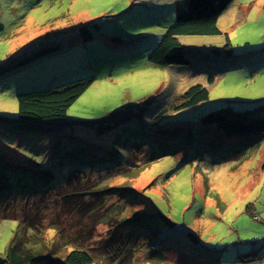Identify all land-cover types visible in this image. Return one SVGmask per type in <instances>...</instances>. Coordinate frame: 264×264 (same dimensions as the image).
<instances>
[{
    "label": "rangeland",
    "instance_id": "374dc122",
    "mask_svg": "<svg viewBox=\"0 0 264 264\" xmlns=\"http://www.w3.org/2000/svg\"><path fill=\"white\" fill-rule=\"evenodd\" d=\"M186 1L0 0V191L5 177L16 188L32 173H46L57 183L71 174L96 177L88 161L116 138V152L123 157L136 148L158 157L136 178L111 183L136 193L135 200L128 198L129 218L152 211L158 216L141 220L147 229L133 251L136 258L149 256L150 242L167 264H264V135L226 137L201 123L217 110L264 115V0H233L218 20L221 35L180 38L188 66L156 67L149 54ZM84 25L92 33L89 41L78 34ZM226 36L230 54L224 50ZM51 47L59 50L9 70ZM85 78L94 83L68 109L65 121L17 122L19 94ZM197 85L207 89V101L165 112L154 122ZM148 98L152 104L144 117L114 129L106 144L85 136L82 123ZM77 184L61 193H71ZM54 196L49 194L41 210L47 207L66 234L78 230L81 216L66 221L68 205H55ZM22 200L6 203L9 211L22 212ZM15 230V221L0 219V256ZM113 233L121 237L124 229L99 224L93 245Z\"/></svg>",
    "mask_w": 264,
    "mask_h": 264
},
{
    "label": "trees",
    "instance_id": "16d2710c",
    "mask_svg": "<svg viewBox=\"0 0 264 264\" xmlns=\"http://www.w3.org/2000/svg\"><path fill=\"white\" fill-rule=\"evenodd\" d=\"M232 1L187 0L186 8L177 14L175 23L166 30L160 42L150 52L148 61L159 68L188 66L189 59L180 38L221 35L218 20ZM78 34L83 41L92 39V33L86 25L79 28ZM57 50L59 47L38 49L16 62L9 70ZM224 50L227 54L232 51L227 36ZM93 83V78H85L48 90L19 94L17 122L49 124L65 121L68 109ZM209 83H213L212 77L209 78ZM208 98L209 93L205 87L200 85L191 87L179 100L162 111L154 122H157L165 112L190 109L207 101ZM151 104V98L144 99L124 111L82 123L81 128L86 137L93 141L97 140V144H106L108 134L126 122L134 119L140 121L151 108ZM201 123L220 130L226 137L264 135V115L259 111L217 110L203 116ZM60 127L64 129L65 126L60 124ZM110 143L108 149L100 148L102 151L97 150L95 156L88 161L89 172L96 169V177H92L91 173L71 174L64 182L57 183L55 179L45 175L46 173H32L28 175L27 181L23 178L21 187L16 188L10 186L7 177L4 178L0 191V219L15 221L16 230L9 247L4 255L0 256V264H167L163 253L152 247L153 243L150 242H147L151 252L149 256L145 259L135 257L133 251L139 247L140 235L147 229V224L141 220L158 216L153 215L152 211L129 218L128 198L135 200L136 193L131 188L111 185L116 178L119 180L136 178L158 157L149 155L144 149L139 148H136L135 152L129 151V154L126 153L127 156L123 157L116 152V138ZM90 178L92 182L89 181ZM72 184H77L76 188L79 190L74 189L68 194L61 193L64 189L72 187ZM49 192L55 193L53 198L55 205L60 204L59 202L68 205L69 214L66 221L71 222L75 214L81 216L83 220L80 221L78 230L66 234L64 224H61L57 217L48 216L47 207L44 211L41 210L43 208L41 204L47 203ZM7 196L10 198L7 199ZM115 196L117 200L109 203ZM15 198L23 199V211L18 214L15 211L10 212L9 205L6 204ZM138 200V203L145 204ZM26 203L32 205L27 208ZM159 217L167 225L164 217ZM99 224L106 225L111 230L121 226L124 234L115 237L113 233L98 246L93 245L94 233ZM49 232L52 233L50 237ZM115 238L119 240L117 245ZM142 245L144 246V243Z\"/></svg>",
    "mask_w": 264,
    "mask_h": 264
},
{
    "label": "water",
    "instance_id": "95a60500",
    "mask_svg": "<svg viewBox=\"0 0 264 264\" xmlns=\"http://www.w3.org/2000/svg\"><path fill=\"white\" fill-rule=\"evenodd\" d=\"M166 223H167V225H168V222L166 221ZM190 238H191V240L193 241V243H196V240L192 237V236H190Z\"/></svg>",
    "mask_w": 264,
    "mask_h": 264
}]
</instances>
